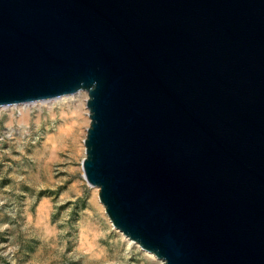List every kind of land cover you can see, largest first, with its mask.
<instances>
[{
	"label": "water",
	"instance_id": "1",
	"mask_svg": "<svg viewBox=\"0 0 264 264\" xmlns=\"http://www.w3.org/2000/svg\"><path fill=\"white\" fill-rule=\"evenodd\" d=\"M82 91L115 229L163 264H264V0H0V108Z\"/></svg>",
	"mask_w": 264,
	"mask_h": 264
},
{
	"label": "rangeland",
	"instance_id": "2",
	"mask_svg": "<svg viewBox=\"0 0 264 264\" xmlns=\"http://www.w3.org/2000/svg\"><path fill=\"white\" fill-rule=\"evenodd\" d=\"M90 126L87 103L0 108V264H163L115 229L85 180Z\"/></svg>",
	"mask_w": 264,
	"mask_h": 264
},
{
	"label": "bare ground",
	"instance_id": "3",
	"mask_svg": "<svg viewBox=\"0 0 264 264\" xmlns=\"http://www.w3.org/2000/svg\"><path fill=\"white\" fill-rule=\"evenodd\" d=\"M82 94V93H81ZM81 94H76V95H71V96H66V97H62V98H60V99H57L58 101L59 100H61V102L63 103V104H67V103H69V105H73V106H75L76 104H78V107H83V104L85 105L86 103H87V101H88V99H87V97L84 99L83 97H84V95H81ZM54 101V100H53ZM50 102H52V101H50ZM41 103H48V102H41ZM37 104V103H36ZM40 104V103H39ZM33 105V104H32ZM20 106H30V105H20ZM20 106H14V107H19V109H20ZM65 106V105H64ZM62 107V106H61ZM8 108H11V107H8ZM64 109V108H63ZM13 111V110H12ZM22 113H23V111H22ZM21 114V113H20ZM89 115V114H88ZM22 116V115H21ZM85 121V120H84ZM88 129V128H87ZM86 129V130H87ZM85 140H86V138H85ZM84 143H85V141H84Z\"/></svg>",
	"mask_w": 264,
	"mask_h": 264
}]
</instances>
